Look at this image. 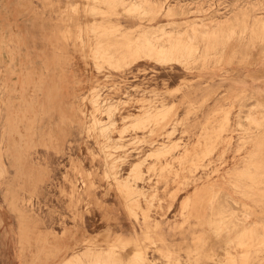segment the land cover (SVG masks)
<instances>
[{
  "label": "rangeland",
  "instance_id": "obj_1",
  "mask_svg": "<svg viewBox=\"0 0 264 264\" xmlns=\"http://www.w3.org/2000/svg\"><path fill=\"white\" fill-rule=\"evenodd\" d=\"M159 2L164 63L127 1L0 0V264H264V0Z\"/></svg>",
  "mask_w": 264,
  "mask_h": 264
},
{
  "label": "bare ground",
  "instance_id": "obj_2",
  "mask_svg": "<svg viewBox=\"0 0 264 264\" xmlns=\"http://www.w3.org/2000/svg\"><path fill=\"white\" fill-rule=\"evenodd\" d=\"M110 1H112V0H110ZM121 1L122 2L127 1L128 3H130L132 5V7L136 8L139 12V15H137V16L140 17V23H139L138 27H136V29L138 31L137 38L135 40L129 39L127 41V43L124 42L122 45V47H125V49L127 48V52H132L133 46L136 45V48L134 49L135 53L141 51L144 53V55H147L150 58H153L155 62L164 63V62L169 61V60L178 59L179 56L184 54L186 49L192 47L191 41L193 39H195V37H193L191 35H186L185 33L183 34L182 30L179 31L178 28L181 25V23H176L175 20H171L168 23L171 26V31L170 30L168 31L165 24L160 23V24L156 25V24H153V22H152V20H155V18H157L156 19V21H157L158 18H160V16L162 14H164V12H165V16H168V17L173 16L175 14L173 7L164 8L163 3L159 2L160 0L159 1H157V0H121ZM145 15H149V16H151V18L145 19ZM109 21L112 22V20H109ZM146 21H148V23H146ZM184 23L186 24V21H184ZM222 23H224V22H222ZM193 25H195V24H193ZM120 26H121L120 22L118 23V21L115 20L114 23L108 24V26H106L105 32H107L108 30H121ZM190 26H189V28H190ZM181 28H183V27H181ZM216 28L217 27H215V29ZM202 29H200V30H202ZM192 33H194V32H192ZM100 43H102V41H100ZM193 46H194V44H193ZM100 47H102V46H100ZM117 48L119 49V47H117ZM193 49H196V48H193ZM193 49H192V51H193ZM108 50H110V49L108 48ZM122 50H124V49H122ZM94 51H96V50H94ZM112 51L113 50H111L110 52H112ZM127 52L124 53L122 51L121 52L113 51L112 53H109V54L114 55L117 53H124L122 55V56H124ZM73 56L74 57L72 59L71 64L76 59L80 60V63L82 62L81 59H79V57L77 55L73 54ZM94 56H95V53H94ZM85 58H86V56H85ZM142 58L143 57L141 55H139V56H136L134 58V60L140 61ZM97 62L98 61H96V63ZM20 81H22V79H20ZM46 89H47V85H46ZM115 247H116V245H115ZM85 255L89 257L88 259L91 260L92 264H147V263H142V262H140L136 259H133V258L126 259L121 254L117 253L114 249H112V251L110 253L107 251L105 252V251L100 250L99 254L95 255V256L92 255V251L90 249H86L85 251H82V252H75L71 258L66 259L62 264H72V263L84 264ZM0 260H2V259H0Z\"/></svg>",
  "mask_w": 264,
  "mask_h": 264
}]
</instances>
